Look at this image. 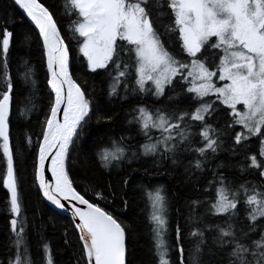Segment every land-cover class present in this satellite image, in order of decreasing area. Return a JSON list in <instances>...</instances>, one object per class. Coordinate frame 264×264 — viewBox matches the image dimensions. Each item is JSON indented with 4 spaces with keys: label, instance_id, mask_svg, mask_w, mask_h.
<instances>
[{
    "label": "snow or ice",
    "instance_id": "snow-or-ice-1",
    "mask_svg": "<svg viewBox=\"0 0 264 264\" xmlns=\"http://www.w3.org/2000/svg\"><path fill=\"white\" fill-rule=\"evenodd\" d=\"M12 3L38 30L50 90L48 110L40 121L35 144L31 135L26 138L29 151H35V186L55 210L71 211L82 245L83 264H126L125 226L81 195L70 179L67 161L71 147L90 123L94 111L86 92L71 75L70 48L54 15L39 0H12ZM65 9L70 17H76L69 30L77 40L88 70L108 73V97L127 99L131 93L140 98L129 114L128 124L138 126L144 142L135 150L130 142L125 143L127 137L112 140L110 147L97 151L96 158L102 168L109 170L120 167L124 161L131 164L141 157H150L159 170L165 161H171L174 166L180 164L181 155L191 152L196 158L185 167L191 179L196 172L204 171L207 154L217 153L224 142L221 132L209 122L218 115L217 106L223 105L231 117L225 126L231 132L223 134L234 133V152L245 147L252 137L258 139L261 159L249 155L250 163L246 167L258 169L259 176L264 178V0H65ZM4 24L0 30V156L3 160L0 181L7 192L14 237L11 247L15 253L14 257L10 256L9 264H32L16 155L10 143L13 83L8 58L14 34L8 30L6 19ZM161 28L172 46L179 48L181 56L174 54L163 40ZM25 79L33 80L31 69ZM217 80L221 82L219 85ZM177 83L186 85L183 91L190 94L186 99L192 103L187 109L174 103V97H168L169 103L154 110L143 102L147 96L161 101ZM121 86L123 96L119 91ZM212 96L215 101L205 100ZM29 103L33 104L31 99ZM238 105L243 106L242 110ZM101 119L110 121L111 117L97 116V121ZM237 125L240 131H236ZM197 136L199 141L195 139ZM129 148L133 149L130 155ZM128 182L124 180L125 185ZM217 183L215 201L210 203L209 211L213 216L228 218L225 227L216 226L217 235L213 237L217 254L222 257L221 264H264V181L259 186L241 184L233 189L220 176ZM241 194L248 209V223L237 229L232 217L237 214ZM96 196L106 198L102 192ZM148 199L157 264H172L167 244L170 208L167 193L157 186L149 192ZM202 203L190 202V221H195L192 213ZM251 233H257L259 238ZM190 236L199 238L195 251L202 255L205 231L194 228ZM176 246L180 264H185L179 224ZM42 250L46 264H54L50 245L44 243ZM193 264H197L195 258ZM199 264H204L203 260Z\"/></svg>",
    "mask_w": 264,
    "mask_h": 264
},
{
    "label": "trees",
    "instance_id": "trees-1",
    "mask_svg": "<svg viewBox=\"0 0 264 264\" xmlns=\"http://www.w3.org/2000/svg\"><path fill=\"white\" fill-rule=\"evenodd\" d=\"M39 2L54 15L58 28L70 48L71 75L86 92L94 110L90 123L71 147V155L67 161L70 179L81 195L108 211L125 226L126 264H157L152 225L149 223L148 199L149 192L157 186L165 189L170 202L167 244L172 264H180V253L176 246L178 224L182 230L185 264H193L194 258L197 264L200 260H203L204 264H221L222 257L217 254L213 237L217 235L216 226L225 227V220L228 218L211 215L209 205L215 201V188L218 186L220 176H223L233 189L241 184L259 186L264 181V178L259 176L258 169L246 167L250 163L247 159L249 155L259 157L258 139L252 137L245 147L234 152L232 139L234 133L230 136L223 134L225 131L231 132L225 127L231 120L227 115L229 110L218 105V115L209 122L221 132V139L224 142L217 153L207 154L204 171L196 172L191 179L185 173V167L196 158L195 153L191 152L181 155L180 164L174 166L171 161H165L164 167L159 170L151 163L150 157H141L140 160H133L131 164L124 161L120 167L109 170L102 168L96 158L97 151L104 146L110 147L112 140L120 141L122 136L127 137L125 143L130 142L135 150H139L140 144L144 142L145 138L139 134L138 126L128 124L131 118L129 114L138 105L140 98L129 93L127 99L119 97L110 99L107 95L110 83L108 73L102 70L98 73L90 72L83 58L78 56L76 40L69 30L76 17L68 15L65 0ZM5 19L8 30L14 34L8 58L13 83L10 143L16 155L23 213L27 219L26 238L30 247V259L32 264H46L42 246L47 243L50 245L54 264H83L82 245L73 224L68 218L50 210L35 186L33 167L35 151L34 149L29 151L26 143L27 136L31 135L35 144L40 133V121L48 110L50 90L46 83L42 42L39 40L38 32L21 10L14 6L12 0H0V30L5 26ZM161 35L172 47L174 54L181 56L179 48L172 46L163 28ZM29 69L32 70L34 83L33 80L25 79ZM185 87L186 85L177 83L174 88L168 89V96L161 101H154L151 96H147L143 102L154 110L169 103L168 97H174V103H178L181 109H187L192 102L186 99L190 94L183 91ZM119 91L123 96L122 86ZM30 99L35 108L29 103ZM205 100L211 102L215 101V98L208 97ZM97 116H108L111 120L97 121ZM236 131H239L238 125ZM195 139L199 141L198 136ZM132 150V148L127 150L128 155ZM2 172L3 160L0 156V175ZM125 179L129 181L127 185L124 184ZM210 181L213 182L211 185ZM205 188L209 190L206 192ZM97 192H102L106 198L97 199ZM192 200L203 202L198 210L192 213L195 221L188 219ZM247 214L248 209L241 194L237 214L232 217L233 226L237 229L244 228L248 223ZM10 219L7 192L0 181V264H9L10 256L14 257L15 253V249L11 247L14 237L10 230ZM194 228L205 231V244L201 246L202 255L195 251L199 238L190 236ZM250 235L259 238L257 233Z\"/></svg>",
    "mask_w": 264,
    "mask_h": 264
},
{
    "label": "water",
    "instance_id": "water-1",
    "mask_svg": "<svg viewBox=\"0 0 264 264\" xmlns=\"http://www.w3.org/2000/svg\"><path fill=\"white\" fill-rule=\"evenodd\" d=\"M22 12V11H21ZM25 17H26V15H25ZM27 18V17H26ZM28 19V18H27ZM29 22H30V24H31V21L30 20H28ZM32 25V24H31ZM34 28H35V26L34 25H32ZM37 32H38V30H36ZM48 179H51V177H50V174H48ZM42 199H43V197H42ZM43 201H44V203L46 204V206L50 209V210H52V211H54V212H56V213H58L59 215H61V216H63V217H66V218H68L70 221H71V223L73 224V226H74V228H75V223H74V221H73V217H72V214H71V211L70 210H67V211H61V210H55L54 209V206H52V205H50L47 201H45L44 199H43ZM78 222V221H77ZM78 234V233H77ZM78 236H79V234H78Z\"/></svg>",
    "mask_w": 264,
    "mask_h": 264
},
{
    "label": "rangeland",
    "instance_id": "rangeland-1",
    "mask_svg": "<svg viewBox=\"0 0 264 264\" xmlns=\"http://www.w3.org/2000/svg\"><path fill=\"white\" fill-rule=\"evenodd\" d=\"M76 40V39H75ZM76 43H77V40H76ZM77 53H78V56H80V57H82L83 58V56L79 53V45H78V43H77ZM83 60H84V58H83ZM84 62H85V64H86V61L84 60ZM209 63H211V58H210V60H209ZM86 66H87V64H86ZM215 79V78H214ZM221 82H219L218 80H217V84L219 85ZM212 97H214V96H212ZM208 97H206L205 99H207ZM215 98V97H214ZM216 99V98H215ZM223 106V105H222ZM238 107V109H241L242 110V105H238L237 106ZM239 131H240V127H239ZM259 149H260V146H259ZM259 149H258V152H259ZM258 159H261L260 157H258ZM262 162H264V161H262Z\"/></svg>",
    "mask_w": 264,
    "mask_h": 264
}]
</instances>
